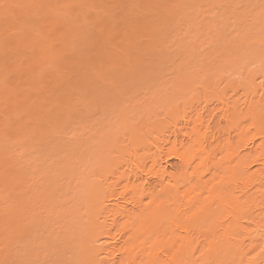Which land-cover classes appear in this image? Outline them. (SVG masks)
<instances>
[{
    "label": "bare ground",
    "instance_id": "1",
    "mask_svg": "<svg viewBox=\"0 0 264 264\" xmlns=\"http://www.w3.org/2000/svg\"><path fill=\"white\" fill-rule=\"evenodd\" d=\"M11 1L16 4L14 11L9 15L0 11V47L5 45L13 49L15 57H19L11 70L16 73L15 78L29 77L27 73L31 72L34 62L37 63L36 58L40 59V54L47 50L42 47L32 52L27 51V47L23 49L25 46L21 48L24 42L14 44L9 29L21 19L20 12L27 3ZM79 1V6H105L96 0ZM248 1L247 6H227L222 12L228 16L224 23L233 17L232 26L230 22L228 26L235 27L212 31L208 40L215 48L212 50L214 56L200 55L194 63L189 60L180 64L178 73L174 70L177 75L170 86L159 89V95L152 94L156 98L154 103L147 104L150 112L146 118L129 121L126 107L131 106L125 107L122 117L119 115L121 119L117 118L120 119L117 129L120 127L128 133L122 137L124 140L104 132L107 142L102 146L115 153L111 155L108 151V156H104L99 151L95 154L99 157L95 174L99 177L95 179L99 185H89L85 195L86 211L82 217L85 219L81 232H77L78 244L74 245L78 253L76 264H264V0ZM128 2L132 0H116L105 6L108 15L102 18L97 34L89 37V41L86 40L89 32L85 34V56L81 54L64 63L68 85L77 83V73L84 59L91 62L88 65L98 82L106 79L103 75L108 68L121 61L132 64L134 59L127 58L128 48L131 49L133 38L147 33L150 23L145 25V21L151 18L141 19L131 7L124 18L110 28L114 20L109 19L111 11L121 9ZM35 3L33 0L31 4ZM155 3L145 0L135 5L156 10ZM32 21L27 18L25 22ZM126 24L131 25L123 32H131L133 37L126 36L115 43L122 33L120 26ZM35 25L37 22L32 28ZM55 29L57 34L58 28ZM22 39L28 43L32 38ZM116 45H120L119 52L125 57L114 50ZM58 47L55 43L50 50L58 52ZM19 60L24 62L23 66L18 65ZM62 64L55 65L51 79L38 89L36 102L42 99L39 95L43 91H50L46 89L48 83H56L55 71ZM16 82H8L9 88L4 87L3 99L25 103L26 122L29 117L38 116L40 107L35 105V100L29 101V91H20ZM67 100L65 97L60 101ZM18 125L12 127L17 133L22 131V124ZM109 125L111 127L112 123ZM15 140L18 144V137ZM146 146H151L152 151L151 148L144 150ZM171 159L177 163L168 170L166 163ZM4 170L0 166V180L13 184V177L6 176ZM109 174H117L114 181H106ZM14 176L17 178V174ZM2 188L1 192L6 189ZM13 191L18 193L19 190Z\"/></svg>",
    "mask_w": 264,
    "mask_h": 264
},
{
    "label": "rangeland",
    "instance_id": "2",
    "mask_svg": "<svg viewBox=\"0 0 264 264\" xmlns=\"http://www.w3.org/2000/svg\"><path fill=\"white\" fill-rule=\"evenodd\" d=\"M18 1L27 3V7L21 10V19L9 29L10 35L14 38V44L20 45L24 42V45L20 46L21 48L25 46L23 49L27 47V51L38 52L43 47L47 52L40 54V59L36 58L37 63L34 62L31 72L27 73L29 77L15 78L16 73L11 70H14L13 65L19 57H15L13 49L5 45L0 47V132L2 133H0V158H2L0 166L3 170L6 169L7 172L4 170L5 175L7 173L6 176L13 177V182L11 181L13 184L0 180V192L2 187L6 188L0 193V264H76L78 253L74 245L78 244V234L81 232L82 221L85 219L82 218L86 211L85 195L89 185L94 183L99 185V181L95 180L99 178L95 177L98 170L96 162L99 157L95 154L99 151H102L104 156H108L109 152L111 155L115 153V150L109 151L102 146L105 141L107 142L106 137H103L104 132L106 134L108 131L107 134H115L118 139L124 140L125 138L122 137H125L126 130L119 127L118 129L121 130L119 131L117 127L125 107L129 104L132 107H126L129 121H137L135 118L140 117L146 118L150 112L147 104L154 103L155 95H159L157 94L159 89L170 86L171 80L179 70L177 67L189 60L194 63L200 55L201 57L214 56L212 50L215 48L208 40L210 34L215 32V29L223 30L228 27L231 30L235 27H231L233 17H229L227 23H224L228 16L222 12H225L227 6H247L249 1L147 0L153 4L156 2L158 9H152V11L140 7L139 4L135 5L145 0H132L121 9H113L110 13L112 17H109L114 19L110 28L120 22L131 7L135 9L137 16L142 17L141 19L151 18V20L145 19V25L146 22L150 23L146 27L147 33L145 32L144 35L140 33L138 37L133 38L131 49L128 48L131 55L128 52L127 58L134 59L132 64L126 65L125 60L121 61L120 65L110 67L112 72L108 68L107 74L103 75L106 79L103 78L104 81L98 82L91 73L90 64L88 65L90 61L86 62L84 59L85 63L78 71L77 83L74 85L67 84L68 73L64 63L72 58L80 57L81 54V57L85 56L87 46L84 45V40L87 33L89 32V35L86 40L89 41V37L97 34L102 18L108 15L105 6L114 4L116 0L103 2L96 0V3H101L105 5L104 7L79 6V0H35L34 5L31 4L33 0ZM253 1L250 0V3ZM15 6L16 4L11 0H0V11L6 12V15L14 11ZM218 15H221L220 18ZM27 18L33 20L32 23H26ZM219 21L220 23H217ZM35 22L37 25L32 28ZM229 22L231 26H228ZM130 25L120 26L122 33L115 39L116 41L114 40L115 43L123 40V37H133L131 32H123ZM55 28H58L57 34H55ZM43 30L44 36H42ZM23 37L32 39L26 43L25 40H20ZM55 43L59 45L58 52L50 50ZM119 46L114 50L121 53ZM198 52L201 53L198 54ZM121 56L125 57L122 53ZM19 61L18 65L23 66L24 62ZM191 61L190 64H192ZM60 62L63 64L58 71H55V79L58 77L56 83H48L46 89L50 91H43V94L39 95L42 99L36 102L38 89L51 79L50 75L56 69L55 65ZM93 79H96V82ZM12 80L17 81L16 87H19L20 91L27 89L29 92L27 90L25 92L30 95L27 94L29 101L35 100V105L40 107L35 119L31 116L26 122L24 121L25 103L4 101V87L9 88L8 82H13ZM151 90L152 93H150ZM152 94L155 95L152 96ZM65 97L68 100L62 103L60 100ZM130 109L137 111L139 116L132 111L129 115ZM115 120L116 123H114ZM18 124H22V131L17 133L13 128L19 126ZM15 137H18L17 141L20 145L17 144ZM147 148H151L152 151L151 146H146L144 150ZM176 163L174 159L169 160L166 163L167 169L172 170V166ZM9 172L16 173L17 178L14 176L16 174L8 175ZM116 175L109 174L106 181H114ZM7 184L8 187H6ZM10 185H15L16 188H13L16 191L19 190L18 193L13 191Z\"/></svg>",
    "mask_w": 264,
    "mask_h": 264
}]
</instances>
